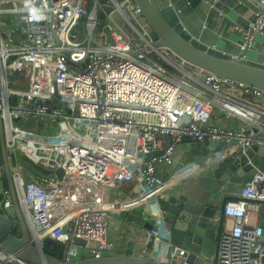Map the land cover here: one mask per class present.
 I'll use <instances>...</instances> for the list:
<instances>
[{
	"label": "built area",
	"instance_id": "obj_1",
	"mask_svg": "<svg viewBox=\"0 0 264 264\" xmlns=\"http://www.w3.org/2000/svg\"><path fill=\"white\" fill-rule=\"evenodd\" d=\"M109 1L0 0V118L7 158H18L10 175L33 241L47 243L51 251L56 242L64 244L66 264L110 251V212L148 206L169 191L178 179L174 174L164 178L163 169L173 165L176 148L184 141L201 143L206 137L212 145L224 143L214 158L236 146H264V90L193 65L184 70L185 62L177 64L169 50L153 47L116 2ZM215 1L210 0L211 6ZM249 1L253 17L245 25L234 23L240 41L236 52H228L242 62H247L245 52L253 47L254 33L264 36V0ZM112 6L121 23L111 19ZM104 21L112 44L105 42L103 32L102 43L93 38ZM6 23L10 25L3 28ZM54 87L60 107L51 103ZM215 110L237 122H211ZM28 122L37 130L22 126ZM23 157L46 169L60 168L63 178L31 168L24 180L19 162ZM199 168L191 162L182 175ZM127 182L136 183L135 194L110 195L105 203V186L113 189ZM212 206L213 225L219 228L223 219L232 220L230 229H218L214 264H261L264 224L249 226L248 213L264 209V171L257 170L238 188L220 185ZM2 209L13 215L7 189ZM150 233L157 236L158 229ZM78 239L86 245L75 244ZM175 252L185 254L179 246ZM0 264L20 263L0 244Z\"/></svg>",
	"mask_w": 264,
	"mask_h": 264
},
{
	"label": "water",
	"instance_id": "obj_2",
	"mask_svg": "<svg viewBox=\"0 0 264 264\" xmlns=\"http://www.w3.org/2000/svg\"><path fill=\"white\" fill-rule=\"evenodd\" d=\"M114 1L128 23L149 38L153 47L169 50V57L177 64L185 62L184 70L190 71L189 65H193L218 77L264 90L263 55H257L254 62H242L231 59L227 51L206 47L207 44L216 46L220 39L218 34L205 24L208 16L218 15L216 7L211 6L210 0ZM100 2L110 3L109 0ZM112 7L111 19L121 23L122 19L116 7ZM105 23L106 21L102 27L105 42L112 44L111 34ZM16 38L20 40L19 37ZM52 92L54 97L51 103H56L60 107L55 97V87L52 88ZM164 139L167 141L169 137L166 136ZM203 144L205 146L200 151L192 152L194 159L191 162H197L200 168L190 173L182 186L177 190L157 195L154 203L141 210L133 208L118 213V216L128 224L123 235L125 240L120 241L119 246L111 247L105 255L94 257L88 254L69 264H214L213 254L217 246L218 226L212 224L214 218L212 196L216 188L222 184L229 188H238L247 183L257 170L264 171V146L252 145L249 148L236 146L222 157L214 158V154L222 152L225 144L220 143L212 148L206 137ZM206 159L210 160L204 166L202 161ZM16 160L17 155L13 154L7 158L5 130L0 118V169L3 171L13 210L11 217L2 209L4 181L0 174L1 247L4 251L13 253L21 264H66L62 260L64 244L56 242L54 250L45 251L42 245L33 241V233L22 212L19 195L10 175V168L15 166ZM19 162L24 180L27 179V171L31 168L44 174L55 175L58 179L63 178V171L60 168L46 169L27 157L20 158ZM111 193L112 188L105 186V203H108ZM14 228L17 230L16 233H13ZM155 229H158L157 236L150 233ZM170 230L175 233L174 240L166 242L170 238ZM160 240L164 243L161 244ZM184 242L185 246L182 247ZM74 243L84 247L87 242L78 239ZM174 246L184 249L185 254L183 256H179L177 252L172 254ZM158 254L161 257L159 260L156 257ZM261 264H264V250Z\"/></svg>",
	"mask_w": 264,
	"mask_h": 264
},
{
	"label": "crops",
	"instance_id": "obj_3",
	"mask_svg": "<svg viewBox=\"0 0 264 264\" xmlns=\"http://www.w3.org/2000/svg\"><path fill=\"white\" fill-rule=\"evenodd\" d=\"M239 0H216L214 2V6L218 11V15L208 16L206 20V25L210 27L214 32L218 34L220 39L216 43L217 49H221L227 52H236L237 51V43L239 40V34L234 29V23L245 25L246 22L253 17V5L249 0H241L240 4H237ZM220 13L224 14V19H220ZM220 23V26H218ZM264 56V36L260 33H254L253 37V47L252 49L245 52L246 61L254 62L257 55ZM211 122L219 124L220 126H231L237 122V119L234 118H224L221 117L218 110H215L213 116L211 118ZM210 147H214L215 145L209 144ZM205 145L203 142L201 143H191L189 141H184L181 145L176 148L175 153V161L173 165L170 167L163 169V177L167 178L170 174H174L177 176L178 181L172 182L171 187L167 188L169 191L177 190L180 186H182L187 179L182 175L183 167L191 162L194 158L193 151H200ZM209 147V146H208ZM219 187V186H218ZM216 188V192L217 189ZM136 191V183L127 182V183H119L115 188L112 189L111 196L115 197H128L135 194ZM168 192V191H167ZM214 192V193H216ZM166 193L163 192L162 195ZM214 196V195H213ZM212 196V197H213ZM212 205V201H211ZM139 209H143L139 207ZM215 224V223H214ZM264 224V209L260 210L258 213L251 212L248 213V225L249 226H258ZM216 225V224H215ZM232 226L231 219H223L221 223H219V228L221 229H230ZM128 224L125 220L121 219L117 213L110 212L108 214V231H107V239L111 244V247L119 246L120 241L125 240L123 235L127 231ZM218 228V229H219ZM173 235L175 233L170 230L169 237L166 242L173 241ZM159 240V239H158ZM157 240V241H158ZM186 241V240H185ZM179 243V242H177ZM182 247L185 246V242L182 243ZM84 251L85 250H81ZM164 253V251L162 252ZM161 259L159 254L156 256Z\"/></svg>",
	"mask_w": 264,
	"mask_h": 264
},
{
	"label": "rangeland",
	"instance_id": "obj_4",
	"mask_svg": "<svg viewBox=\"0 0 264 264\" xmlns=\"http://www.w3.org/2000/svg\"><path fill=\"white\" fill-rule=\"evenodd\" d=\"M102 2L103 1H105V2H108V0H101ZM91 2V0H89V3ZM99 18H100V21H101V23H102V20H103V15H102V12L101 11H99ZM10 19V18H9ZM9 19H7V20H9ZM8 22H10V21H8ZM10 24H8V23H6L5 25H3V28H6V27H8ZM100 28H101V24L100 25H98L97 26V28L94 30V32H93V38H94V40H95V42L96 43H98V44H100V43H102V38H101V35H102V31L100 30ZM47 103H48V101H47ZM16 123V121H14V124ZM22 126H26L27 128H29V129H34V130H37V126L36 125H34V124H31L30 122H28L27 124H23ZM190 162H188L187 164H189ZM186 164V165H187ZM185 165V166H186ZM184 166V167H185ZM183 167V168H184ZM9 212V214H10V216L12 217V212H11V210H9L8 211ZM42 247H43V249H45L46 248V245H45V243H43L42 244ZM21 264V263H20Z\"/></svg>",
	"mask_w": 264,
	"mask_h": 264
},
{
	"label": "flooded vegetation",
	"instance_id": "obj_5",
	"mask_svg": "<svg viewBox=\"0 0 264 264\" xmlns=\"http://www.w3.org/2000/svg\"><path fill=\"white\" fill-rule=\"evenodd\" d=\"M2 179H3V181H4V190L5 189H7L8 190V187L6 186V181H5V178H3V175H2V177H1ZM11 179H12V182L14 183V185H15V182H14V180H13V178L11 177Z\"/></svg>",
	"mask_w": 264,
	"mask_h": 264
},
{
	"label": "trees",
	"instance_id": "obj_6",
	"mask_svg": "<svg viewBox=\"0 0 264 264\" xmlns=\"http://www.w3.org/2000/svg\"><path fill=\"white\" fill-rule=\"evenodd\" d=\"M80 25H82V24H80ZM168 68L171 69V67H169V66H168ZM40 164L44 165L43 162H40ZM16 231H17L16 228H14V229H13V233H16ZM47 250H49V249H48V247H47V245H46L45 251H47Z\"/></svg>",
	"mask_w": 264,
	"mask_h": 264
}]
</instances>
